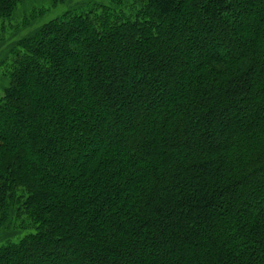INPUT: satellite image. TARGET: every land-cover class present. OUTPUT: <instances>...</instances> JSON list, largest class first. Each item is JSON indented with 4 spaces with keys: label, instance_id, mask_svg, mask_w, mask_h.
<instances>
[{
    "label": "trees",
    "instance_id": "1",
    "mask_svg": "<svg viewBox=\"0 0 264 264\" xmlns=\"http://www.w3.org/2000/svg\"><path fill=\"white\" fill-rule=\"evenodd\" d=\"M3 83L0 264H264V0L65 11Z\"/></svg>",
    "mask_w": 264,
    "mask_h": 264
},
{
    "label": "rangeland",
    "instance_id": "2",
    "mask_svg": "<svg viewBox=\"0 0 264 264\" xmlns=\"http://www.w3.org/2000/svg\"><path fill=\"white\" fill-rule=\"evenodd\" d=\"M108 2L110 0H58L56 3L54 0H23L15 16L0 25V60L8 58L11 48L17 41L32 35L46 21L78 7L85 9L87 6ZM8 39L9 41L13 39L10 45H7ZM3 85L4 83L0 84V95L3 93ZM14 227H18L17 222L0 228V247L7 238L12 237L11 240H16L15 238L21 236L23 232Z\"/></svg>",
    "mask_w": 264,
    "mask_h": 264
}]
</instances>
